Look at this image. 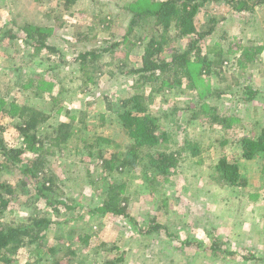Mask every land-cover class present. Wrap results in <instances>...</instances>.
Listing matches in <instances>:
<instances>
[{"label": "rangeland", "instance_id": "obj_1", "mask_svg": "<svg viewBox=\"0 0 264 264\" xmlns=\"http://www.w3.org/2000/svg\"><path fill=\"white\" fill-rule=\"evenodd\" d=\"M133 1L84 0L66 8L61 0H0V140L5 146H22L17 113L20 106L27 105L48 117L38 129L45 146L59 122H73L77 124L74 134L90 140L95 155L99 148L106 156L124 153L128 141L116 114L107 110L109 103L152 91L149 85L135 90V77L126 74L141 66L143 49L135 39L150 38L153 33V22L148 20L133 28L131 43L125 40ZM211 20L217 22L215 29L199 46L203 54L210 48L222 50L223 64L217 74H201L193 90L183 86L184 94L177 88L163 95L152 94L155 101L150 107L152 112L179 110L175 116L169 114L170 123H162L170 137L163 148L179 151L187 141L203 145V153L190 158L189 150H184L179 165L165 179L143 166L109 177L100 161L83 148L80 138L72 139L62 153L52 147L47 168L59 179L64 198H74L82 205L68 212H53L44 201L28 205L27 196L21 194L3 218L6 223L19 222L35 212L48 213L56 222L48 231V244L56 254L47 251L50 259L42 264L58 260V264H264V198L248 197L255 190L264 194V153L246 162L240 142L243 137L259 136L264 129V115L253 118L251 105L244 99L250 96L249 90L253 96H264V3L253 12H239L229 0H214L200 8L195 18L198 30ZM26 27L29 34L38 28L49 34L47 43L58 54L36 48L37 41L28 39ZM188 42H172L162 58L169 59L175 49L186 51ZM113 43H118L117 47L103 53L99 61L103 73L87 89H79L82 72L74 58ZM260 48L261 52H255ZM216 91L219 98L208 97ZM260 98L264 104V97ZM203 100L207 112L215 107L220 115L232 118L230 128L210 126L203 115L192 119L199 107L196 103ZM33 156L28 153L24 158ZM222 157L237 164L244 178L249 175V189L223 186L214 180ZM22 178L17 168L3 171L2 179L14 186ZM113 183L126 186L132 219L111 214L78 218L87 206L99 204ZM158 224L162 226L159 230L146 233ZM78 235L87 243L78 242ZM219 242H223L221 248L212 253V244ZM68 248L75 256H64ZM30 250L20 252L19 264H33Z\"/></svg>", "mask_w": 264, "mask_h": 264}, {"label": "trees", "instance_id": "obj_2", "mask_svg": "<svg viewBox=\"0 0 264 264\" xmlns=\"http://www.w3.org/2000/svg\"><path fill=\"white\" fill-rule=\"evenodd\" d=\"M66 7H75L84 0H61ZM214 0H134L133 6L129 8L132 12L129 29L125 35V40L131 43L129 38L133 33V28L144 26L148 20L153 22V33L150 38H136L135 44L139 41L142 46L141 66L126 72L127 75L135 77V90H142L149 85L152 88L150 94L136 93L132 96L120 100L117 104L109 103L108 111L116 114L123 134L125 135L127 145L124 153L113 152L106 156L107 152L99 148L97 155L94 154V145L90 140H82L77 136L73 122H59L47 137L48 145L38 134L41 124L47 122L48 117L45 112L32 106H20L17 117L20 124L17 130L22 138V146L18 148H8L0 140V264H19L17 256L24 248L31 249L30 254L35 257L33 264H42L50 259L45 253L56 250L48 244V231L53 224V220L47 214H30L24 220L19 222H4L5 213L13 200L18 199L21 194L27 196V204L32 205L44 201L49 210L72 211L80 205L74 198H64L61 194V186L58 180L46 166V159L49 150L53 147L60 153L67 148V145L75 137L83 143V148L88 149L89 156L100 161L102 171L109 177L123 173L126 169L146 167L155 176L165 179L171 175L172 169L179 165V160L184 150H189L190 158H197L203 153V145L193 142H183V149L171 150L163 148L165 143L169 142V132L164 129L163 121L168 122L170 113L175 116L178 109L158 110L152 112L150 107L154 104L155 97L152 94L163 95L171 89H180L184 94L185 89L193 90L196 78L201 74L209 76L217 74V69L223 64L222 50L210 48L206 54L202 53L199 43L208 35L212 34L216 20H211L199 31L195 18L203 4ZM232 8L239 12H253L256 7L264 3V0H229ZM27 31V27L24 30ZM27 37L33 42L37 41L39 50H47L58 54L56 49L49 46L47 38L49 34L41 29H35L31 34L27 31ZM12 38L16 35L10 34ZM189 39L188 49L184 52L174 50L169 59L162 58V55L170 44L174 41ZM134 41V40H133ZM133 43V42H132ZM133 43V45H135ZM118 43H113L110 47L104 49H91L80 52L74 62L79 65L82 72L81 86L79 89L85 90L91 83L103 73L102 65L99 63L103 53L110 52L116 48ZM261 48L255 52H261ZM214 53V54H213ZM211 54L214 56L211 57ZM249 56V52H246ZM124 66V64H123ZM122 66V67H123ZM196 71V72H195ZM200 75V76H198ZM186 83V84H184ZM213 92L210 93L212 95ZM252 90L248 95L253 96ZM220 97L216 91L214 95ZM206 105L196 107L192 119H199L203 115L204 120L210 126L217 124L224 129L230 128L232 118L220 115L215 108H208ZM189 109V108H188ZM192 109V108H190ZM189 109V110H190ZM179 111V110H178ZM82 124L84 120L81 121ZM205 123V122H204ZM99 138H96L98 142ZM241 146L243 157L247 160L254 159L257 155L264 153V130L257 137H243ZM118 147V146H117ZM211 146L209 145L208 148ZM34 153L36 156L24 158V155ZM10 167L20 170L23 178L18 185H12L3 178V171ZM155 179V178H154ZM153 179V180H154ZM214 180L228 187L247 186L248 181L242 176L239 166L230 163L226 157H222L216 166V176ZM31 187V188H28ZM20 189L19 193L17 189ZM33 191V192H32ZM126 186L122 183H113L108 186L103 200L96 206H87L78 218L84 216H105L108 214L121 216L125 219H132L127 210L130 202L126 195ZM63 197V198H60ZM48 210V211H49ZM156 225L152 230L146 231L147 234L156 232L161 228ZM78 242L87 243V240L78 235ZM223 242L212 244L211 251L216 253L221 248ZM48 249V250H47ZM75 256L74 250L65 252L64 256L69 258ZM59 261V260H58ZM58 261L56 264H58ZM119 261V260H117ZM32 264V263H28Z\"/></svg>", "mask_w": 264, "mask_h": 264}, {"label": "crops", "instance_id": "obj_3", "mask_svg": "<svg viewBox=\"0 0 264 264\" xmlns=\"http://www.w3.org/2000/svg\"><path fill=\"white\" fill-rule=\"evenodd\" d=\"M209 98H213V97H216V96H208ZM245 98L244 99H246V104H249V105H251V109H252V117L254 118V117H256V116H262V115H264V104H262V103H260V100L258 99V98H260V97H264V96H244ZM260 99H262V101H263V98H260ZM204 104V100L203 101H198L197 103H196V106H200V105H203ZM205 105V104H204ZM213 107V106H212ZM215 108V107H214ZM216 109V108H215ZM217 110V109H216ZM217 112H219L218 110H217ZM200 118H202V116H200L199 117V119ZM199 119H194V120H199ZM200 122L202 123V124H204V122L202 121V120H200ZM214 125H216V126H218L217 124H214ZM213 125V126H214ZM256 127V126H255ZM264 130V129H263ZM242 147V146H241ZM262 154V153H261ZM263 156V155H262ZM261 156V157H262ZM253 160V159H252ZM246 162H252L251 160H247L246 159ZM241 173V172H240ZM246 178L247 179H250V177H249V175L248 174H246ZM248 181V180H247ZM249 181H251V180H249ZM250 186H252V184L251 183H249V185L248 186H246V189L248 188H250ZM264 188V187H263ZM258 193H259V195H258ZM248 197L250 198V200H254L255 198H259V199H261L262 197L264 198V194H261V190H255V192H250L249 194H248ZM253 205L255 206V207H258V204H257V202H254L253 203ZM261 208H262V206H261Z\"/></svg>", "mask_w": 264, "mask_h": 264}, {"label": "built area", "instance_id": "obj_4", "mask_svg": "<svg viewBox=\"0 0 264 264\" xmlns=\"http://www.w3.org/2000/svg\"><path fill=\"white\" fill-rule=\"evenodd\" d=\"M225 64H227V62H225Z\"/></svg>", "mask_w": 264, "mask_h": 264}]
</instances>
